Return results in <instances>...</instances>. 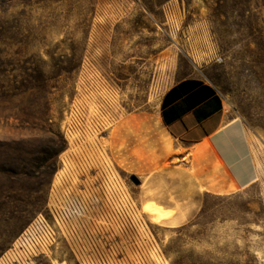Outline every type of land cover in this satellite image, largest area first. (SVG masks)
Here are the masks:
<instances>
[{"label": "rangeland", "instance_id": "obj_1", "mask_svg": "<svg viewBox=\"0 0 264 264\" xmlns=\"http://www.w3.org/2000/svg\"><path fill=\"white\" fill-rule=\"evenodd\" d=\"M189 76L244 125L249 188L210 191L220 162L161 126ZM127 120L140 157L110 152ZM16 259L264 264V0H0V261Z\"/></svg>", "mask_w": 264, "mask_h": 264}, {"label": "crops", "instance_id": "obj_2", "mask_svg": "<svg viewBox=\"0 0 264 264\" xmlns=\"http://www.w3.org/2000/svg\"><path fill=\"white\" fill-rule=\"evenodd\" d=\"M161 126L175 140L209 152L222 165L224 179L210 191L227 194L252 186L257 170L244 125L230 118L213 85L189 76L171 85L158 105Z\"/></svg>", "mask_w": 264, "mask_h": 264}, {"label": "bare ground", "instance_id": "obj_3", "mask_svg": "<svg viewBox=\"0 0 264 264\" xmlns=\"http://www.w3.org/2000/svg\"><path fill=\"white\" fill-rule=\"evenodd\" d=\"M135 129H133V127H131L130 120H127V121H124V122H121V123H118V124L115 125V127L112 129V131L109 134V140L111 141L110 144H109V146H110L109 148H110L111 154L114 153V150L116 148L118 149L119 152L122 153L124 151H128L130 149V147H134L135 146V147H137V150H133L131 153L134 156H137V157H140L141 156V151H140L141 149L138 148V146L141 145V138L139 137V134L135 131ZM105 131H106V128H105V125H103L97 131V133H102V132H105ZM170 154L171 153H169V155ZM97 160L100 163H104V164L109 165V167H110V164L111 163L105 157V154L104 153H102V154H99L98 153ZM116 161H117V159H116ZM124 162H125L124 160H120L118 163L123 164ZM125 169L126 170H132L133 171V168H125ZM136 171H138V170H136ZM119 185H120V187L117 186V188H114L112 186L113 187L112 188L113 193L116 192L117 189L118 190L121 189L124 192V194L126 195L127 194V190L123 187L122 184H119ZM123 199H121V200H123ZM122 203H123V201H122ZM143 211L146 214H149V215H158V216L160 215V210L159 209H157L155 207H152V206H149V205L143 206Z\"/></svg>", "mask_w": 264, "mask_h": 264}, {"label": "built area", "instance_id": "obj_4", "mask_svg": "<svg viewBox=\"0 0 264 264\" xmlns=\"http://www.w3.org/2000/svg\"><path fill=\"white\" fill-rule=\"evenodd\" d=\"M53 218H54V216H53ZM55 219V218H54ZM43 223L45 224V225H47L48 226V228H50V226L46 223V221H41V220H38L37 221V227H39L40 229L42 228V225H43ZM31 231H32V229L31 230H27L15 243H14V245H13V250L12 251H14V253L16 252V251H20L21 252V250H22V248H23V246L25 245V243L27 242V235H29V234H31ZM36 261L37 260H27V261H22V260H13L12 261V263H10V264H35L36 263ZM0 264H9V262H7V261H3V262H1L0 261Z\"/></svg>", "mask_w": 264, "mask_h": 264}, {"label": "flooded vegetation", "instance_id": "obj_5", "mask_svg": "<svg viewBox=\"0 0 264 264\" xmlns=\"http://www.w3.org/2000/svg\"><path fill=\"white\" fill-rule=\"evenodd\" d=\"M43 263L50 264L51 262H49V261L42 262V261L37 260L35 264H43Z\"/></svg>", "mask_w": 264, "mask_h": 264}]
</instances>
